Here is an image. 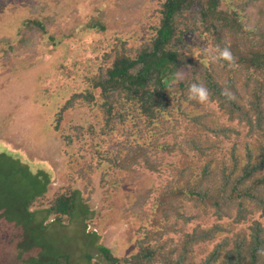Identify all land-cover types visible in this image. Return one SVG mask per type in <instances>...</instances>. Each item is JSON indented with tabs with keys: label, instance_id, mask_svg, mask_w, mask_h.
Instances as JSON below:
<instances>
[{
	"label": "trees",
	"instance_id": "obj_1",
	"mask_svg": "<svg viewBox=\"0 0 264 264\" xmlns=\"http://www.w3.org/2000/svg\"><path fill=\"white\" fill-rule=\"evenodd\" d=\"M103 17L94 16L90 28L104 37L107 65L69 94L52 123L60 133L64 112L85 106L93 113L89 138L77 149L74 135L63 137L67 183L49 199L43 186L13 212L32 221L30 209L46 199V219L65 224L78 209L88 211L90 197L80 198L73 184L91 194L97 173L104 200L127 190L120 220L138 225L130 255L95 245L88 264H264V0H161L141 41L135 32L105 36ZM58 25L36 0L16 42L3 49V74L14 57L46 40L61 43ZM15 155L0 145V178L22 172ZM136 167L163 174V182L138 188ZM1 196L0 264H27L12 252L22 225L2 211L10 201ZM26 245L36 264L42 248ZM52 262L70 264L67 254Z\"/></svg>",
	"mask_w": 264,
	"mask_h": 264
},
{
	"label": "rangeland",
	"instance_id": "obj_2",
	"mask_svg": "<svg viewBox=\"0 0 264 264\" xmlns=\"http://www.w3.org/2000/svg\"><path fill=\"white\" fill-rule=\"evenodd\" d=\"M160 1L44 0L57 15L56 39L61 43L55 46L46 40L37 52L23 55V58L14 57L15 67L3 74V49L16 42L17 31L36 0H0L7 6L0 10V145L7 152L16 154L14 159L22 169L21 174L0 178V195L10 201L8 205H1L2 211L12 213L15 221L22 225V234L16 238L12 250L20 262L32 264L31 247L26 245L30 242L35 249L42 248L43 255L34 262L36 264H53L59 254H67L70 264H88L86 256L92 251V255L96 253L95 245L109 248L117 257H126L135 250L132 237L138 223L120 220L119 206L127 190L122 188L104 200L97 173L91 178L90 186L94 190L91 194L83 191L81 181L73 184L79 190L80 198L90 197L85 203L88 211L78 209L65 224L51 222L50 217L46 219V199L37 201L30 209L35 211L32 221L20 218L12 209H16L24 197L40 192L43 186H46L45 196L49 199L58 187L67 183L65 176L69 170L65 166L68 158L64 151L68 148L63 137L74 135L73 143L77 149L89 138L86 129L93 120V113L85 106L64 112L60 133H54L52 123L60 104L69 94L85 85V79L94 76L99 67L107 65L100 60L106 47L104 37L90 28L94 24L93 17L103 11V20L110 23L105 36L115 32H135L141 41L157 21ZM7 40H11L10 43ZM220 122L225 123L226 118H221ZM78 126L85 130L83 134L75 130ZM76 135L80 137L76 138ZM136 169L142 174L137 185L140 189L163 182V174L140 167ZM38 176L41 178H34ZM109 202L115 204L112 209L108 208ZM40 224L45 227L41 229Z\"/></svg>",
	"mask_w": 264,
	"mask_h": 264
}]
</instances>
